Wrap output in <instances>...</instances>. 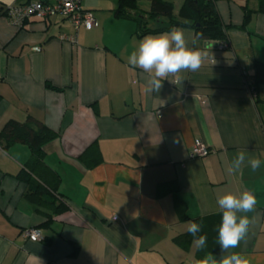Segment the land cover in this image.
Returning <instances> with one entry per match:
<instances>
[{"label":"crops","instance_id":"0c3cea01","mask_svg":"<svg viewBox=\"0 0 264 264\" xmlns=\"http://www.w3.org/2000/svg\"><path fill=\"white\" fill-rule=\"evenodd\" d=\"M81 6L98 26L80 27L74 44L59 38L74 34L60 16L29 18L21 27L0 17V129L31 116L59 132L46 145L45 163L59 175L69 203L38 229L40 240L23 237L44 220L16 177L30 150L21 143L0 148V264H200L210 253L198 258L193 239L186 246L175 239L193 218H219L216 196L229 189L256 196L237 251L250 264H264V86L255 95L247 85L253 62H264V14L253 13L241 27L242 7L255 10L257 0H215L226 39L198 38L190 46L211 51L216 63L182 73L178 85L164 80L159 93L146 91L145 74L127 62L145 36L137 35V22L114 16L117 0ZM197 140L209 153L190 158ZM91 144L98 158L89 166L90 155H80ZM241 149L262 165L230 176L226 166ZM175 197L188 219L177 215Z\"/></svg>","mask_w":264,"mask_h":264},{"label":"trees","instance_id":"16d2710c","mask_svg":"<svg viewBox=\"0 0 264 264\" xmlns=\"http://www.w3.org/2000/svg\"><path fill=\"white\" fill-rule=\"evenodd\" d=\"M140 0H117L114 16L117 18L132 19L137 22L139 37L147 34H158L170 31L172 27L191 29L195 37L211 42H219L226 39V26L215 7V0H182L177 12H174V5L171 0H148V10H139ZM243 21L241 27H245L253 13L264 14V0H257V7L251 10L243 6ZM8 6L0 1V17L7 15ZM157 22V27H149L148 21ZM187 23H183V21ZM251 93L258 94L264 86V62H253V73L247 80ZM1 100V95H0ZM59 132L46 126L42 121L28 116L25 121L10 119L0 129V148L21 143L28 146L30 158L24 164L22 170L17 174L19 181L26 184L25 197L35 207L36 211L43 216V222L36 229H42L50 225L52 218L69 209V203L65 196L59 192L60 177L56 171L45 163L46 145L53 141ZM96 148L90 145L80 155L81 159L87 160L88 165L97 163ZM93 154V155H92ZM164 184H159L158 192L162 191ZM175 210L180 219H188L186 205L175 197ZM216 220L215 216L197 217L191 220L202 222L203 232L208 236L207 247L204 250L196 251L197 257L204 254L218 253L217 226L221 221V215ZM212 220L217 221L216 227ZM193 239L186 231L175 240L186 246Z\"/></svg>","mask_w":264,"mask_h":264},{"label":"clouds","instance_id":"9594fccd","mask_svg":"<svg viewBox=\"0 0 264 264\" xmlns=\"http://www.w3.org/2000/svg\"><path fill=\"white\" fill-rule=\"evenodd\" d=\"M198 38L186 34L185 29L180 27H172L170 31L156 35H145L138 47L130 53L127 62L145 74L146 91L159 93L164 80L178 85L185 80L182 73L197 72L209 60L212 64L216 63L211 51L190 46L196 45ZM261 165L260 158L249 157L246 151L241 149L227 164L226 172L232 176L242 171L244 166H248L254 173ZM216 203L221 214V221L217 226V244L221 255L217 257L208 254L200 264H250V259L237 249L246 241L253 222V217L249 214L256 211L255 194L247 189H229L217 194ZM187 224V232L193 238L194 245L198 250H204L208 236L203 232V223L189 220Z\"/></svg>","mask_w":264,"mask_h":264},{"label":"built area","instance_id":"2783aa9c","mask_svg":"<svg viewBox=\"0 0 264 264\" xmlns=\"http://www.w3.org/2000/svg\"><path fill=\"white\" fill-rule=\"evenodd\" d=\"M83 0H54L53 3H44L42 1L27 2L24 4L8 6L6 17L14 25L21 27L25 20L29 18L47 19L51 16H60L69 21L74 30V34L67 36L61 35L59 38L63 41H68L72 44L76 43V33L80 27L86 30L94 29L98 23L91 11L84 10L81 6ZM219 48L226 47L225 42L218 44ZM34 51H40L39 46L32 48ZM209 153L206 145L197 140L193 144L189 157H204ZM22 236L32 241H38L42 238L38 229H25L22 231Z\"/></svg>","mask_w":264,"mask_h":264},{"label":"rangeland","instance_id":"374dc122","mask_svg":"<svg viewBox=\"0 0 264 264\" xmlns=\"http://www.w3.org/2000/svg\"><path fill=\"white\" fill-rule=\"evenodd\" d=\"M171 1L174 4V8L176 9L178 7V1L177 0H171ZM149 5H150V3H149L148 0H140L138 2L139 10H141V11L142 10H148L149 9ZM149 25L150 26H155V25H157V22L154 21V20H150Z\"/></svg>","mask_w":264,"mask_h":264}]
</instances>
